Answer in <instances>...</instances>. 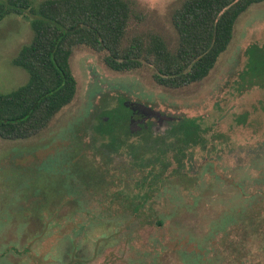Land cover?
Listing matches in <instances>:
<instances>
[{"label":"rangeland","instance_id":"rangeland-1","mask_svg":"<svg viewBox=\"0 0 264 264\" xmlns=\"http://www.w3.org/2000/svg\"><path fill=\"white\" fill-rule=\"evenodd\" d=\"M132 1L130 35L157 33L176 48L173 15L185 0ZM32 37L22 15L0 22V92L27 82L12 59ZM254 44L264 45V1L239 16L208 76L179 88L158 84L149 64L116 71L106 52L77 45L71 103L38 133L0 137V264H264V81L249 71ZM138 104L159 114L134 117L131 131L127 107ZM181 117L199 124L197 145L173 129ZM227 213L246 219L228 230L231 244L252 235L244 262L227 252Z\"/></svg>","mask_w":264,"mask_h":264},{"label":"trees","instance_id":"trees-1","mask_svg":"<svg viewBox=\"0 0 264 264\" xmlns=\"http://www.w3.org/2000/svg\"><path fill=\"white\" fill-rule=\"evenodd\" d=\"M263 1L185 0L173 15L178 45L171 49L157 33L130 35L136 15L132 0H0V22L12 13L22 15L33 32L12 59L14 66L28 73L27 82L0 92V137L21 139L38 133L71 103L77 81L70 58L77 45L106 52V64L116 71L149 64L158 84L179 88L208 76L229 46L239 16ZM247 53L249 71L264 81V45H251ZM175 124L185 129L184 145L200 142L195 118L181 117L173 129ZM113 129L112 125L107 132ZM118 138L113 136L115 141ZM222 220H227V252L231 250L243 261L249 252L244 244L252 235L243 231V243L231 244L228 230L242 229L246 219L227 213Z\"/></svg>","mask_w":264,"mask_h":264},{"label":"water","instance_id":"water-1","mask_svg":"<svg viewBox=\"0 0 264 264\" xmlns=\"http://www.w3.org/2000/svg\"><path fill=\"white\" fill-rule=\"evenodd\" d=\"M140 110L142 111L144 116L147 117H153L158 116L159 112H155L150 106L144 105V104H138L136 108H134V111ZM139 120H136L134 117H131L130 123H129V129L131 131L137 130Z\"/></svg>","mask_w":264,"mask_h":264},{"label":"flooded vegetation","instance_id":"flooded-vegetation-1","mask_svg":"<svg viewBox=\"0 0 264 264\" xmlns=\"http://www.w3.org/2000/svg\"><path fill=\"white\" fill-rule=\"evenodd\" d=\"M129 107H131V110H132V113H131V116H132V117H135V118L137 117V118H139L138 115H139V116H140V115H143L142 111L137 110L136 112H134V111H133V106H129ZM136 115H137V116H136ZM131 116H130V117H131Z\"/></svg>","mask_w":264,"mask_h":264}]
</instances>
